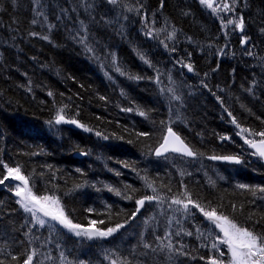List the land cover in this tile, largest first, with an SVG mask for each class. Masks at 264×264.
I'll return each mask as SVG.
<instances>
[{
    "label": "trees",
    "instance_id": "trees-1",
    "mask_svg": "<svg viewBox=\"0 0 264 264\" xmlns=\"http://www.w3.org/2000/svg\"><path fill=\"white\" fill-rule=\"evenodd\" d=\"M218 1L234 10L214 13L200 0H0V179L4 165L19 166L73 223L124 225L106 240L52 219L41 225L9 178L0 185L3 264H23L33 251L32 264H227V247H212L220 230L192 205L172 203L186 202L185 192L264 232V192L250 191L264 188V163L245 143L261 137L232 123L264 131V0ZM240 16L243 31L224 27ZM61 109L85 127L56 124ZM169 126L197 155H156ZM152 195L162 199L132 217L136 200Z\"/></svg>",
    "mask_w": 264,
    "mask_h": 264
},
{
    "label": "snow or ice",
    "instance_id": "snow-or-ice-1",
    "mask_svg": "<svg viewBox=\"0 0 264 264\" xmlns=\"http://www.w3.org/2000/svg\"><path fill=\"white\" fill-rule=\"evenodd\" d=\"M109 2L112 4H116L117 0H109ZM161 3H163V0H161ZM200 3L212 9L214 13H218L219 11L229 12L234 10L233 7L230 6L227 2H224L222 6L218 4L215 7L213 6V0H200ZM234 3L235 0H233V4ZM131 10L132 9H129V11ZM35 22L36 21H33V23ZM222 23L224 24V27H227V25H234L235 28L239 29L240 31H243L244 29L243 16H240L238 19H229L226 21V23L222 19ZM262 31H264V29H262ZM32 35H37V33H32ZM148 35H151V32H149ZM172 35H174V33L169 36V39L172 38ZM43 39L48 40L49 37L45 36L43 37ZM247 39L248 38L245 37L241 40V43H246ZM87 50L89 52L92 51L91 48H88ZM186 67L189 71L193 70L191 64L186 65ZM116 70L120 71L119 68H117ZM130 78L141 79V77L138 76ZM168 91L172 92L173 90L168 89ZM49 95H52V93H49ZM172 98L177 100L179 99V97L175 95H173ZM126 110L131 111L132 109ZM139 114L141 116L147 115V113H145L144 111H140ZM231 115L232 114L229 113V116ZM62 121L71 124H78V126L82 128L85 127L84 125L79 124V122L75 119L65 121L63 109H61L60 112L57 114L56 123H61ZM232 123L236 124L237 128H240V135H243L245 132H248L250 134L261 137V139L258 141L245 138V143L249 144L252 148L256 150L255 152H253V155H258L259 157L264 158V131L253 133L251 129L242 128L237 123L235 117L232 118ZM87 130L91 131V129ZM167 133L168 134L163 138V143L160 145L159 148L155 150L157 156L161 155L163 152H167L169 150L170 144L176 145L172 147V150L175 152L186 154L187 156L197 155V153H195L187 144H185L181 137L173 131L172 127H168ZM97 135H100V133H97ZM139 135L146 136L148 135V133H140ZM105 139H107V137H105ZM220 139H229V137H221ZM210 159L228 161L236 164L242 163L241 158L239 156L234 155H214L210 157ZM4 167L7 169V174L4 175L3 179H0V185L4 184L5 181L9 178L20 181L21 183H18L15 186V195L19 197V200L17 202L20 204V206L25 212L31 213L32 216L38 220L39 224H45V220L40 219L37 216V212H42L44 216L50 217L52 220L57 221L69 231L74 232L76 236L86 237L90 240L94 238H103L111 236L120 228L124 227L123 224H117L115 227H108L102 230L99 228H84L79 224H75L71 219L68 218L62 205H60L58 197L36 195L32 191V188L29 186L28 177L21 174V169L19 166L15 168H10L7 165H4ZM77 187L80 186L77 185ZM147 187L152 188V183H147ZM239 187L249 188V186L246 184H241L239 185ZM113 191H116V194L120 195L119 191L115 189H113ZM153 191H155L154 188ZM250 191H252L253 195H255L256 191L264 192V188H253L250 189ZM184 195L187 197L186 202L185 200H181L179 198H173L172 203L182 205L183 210L186 212L190 211L189 205H192L194 208L199 209V211L203 213L204 217L207 218L210 222H212L215 227L220 230L223 235H218L216 237L217 243H214L212 247L217 250L219 245L221 244L227 247L229 253V259L227 261V264H264V232L257 233L254 229L250 230L248 227H241L233 219H230L228 216L223 215L222 213H218L216 208H212L211 210H205V208L202 207L199 203H196L191 199L189 193L185 192ZM124 198L132 199V196H125ZM161 199L162 198L158 195H152L144 196L143 198L136 200V204L138 205V207L136 209V212L132 213V217H135L137 213L140 212V208L145 204L146 201H160ZM233 209L235 210V205H233ZM89 211L92 210L89 209ZM90 223L96 224L97 221L93 220L90 221ZM100 223H103V221H100ZM125 223H127V221H125ZM190 234L191 233H189V235ZM145 247H150V245H145ZM168 247L171 248V244H169ZM223 255L224 253L220 252V256L223 257ZM34 256L35 252L33 251L27 256L23 264H32ZM13 259L15 260L17 258L13 257ZM0 264H3V262L0 261ZM111 264H118V262L116 260H112ZM125 264H127V262H125ZM210 264H225V261L223 259L210 258Z\"/></svg>",
    "mask_w": 264,
    "mask_h": 264
},
{
    "label": "water",
    "instance_id": "water-1",
    "mask_svg": "<svg viewBox=\"0 0 264 264\" xmlns=\"http://www.w3.org/2000/svg\"><path fill=\"white\" fill-rule=\"evenodd\" d=\"M68 119H66L65 118V121H67ZM65 124L66 126H71V127H75V128H78L79 126H78V124H71V123H67V122H61L60 124ZM258 141V140H257ZM185 143V142H184ZM186 144V143H185ZM188 145V144H187ZM174 146H176V145H172V144H170V146H169V150L167 151V152H163L161 155H164V154H166V153H169V152H173V153H177V154H180V155H183V156H187L186 154H182V153H179V152H175V151H173L172 150V147H174ZM160 147V146H159ZM251 147V146H250ZM251 149L255 152L256 150L254 149V148H252L251 147ZM84 154H76V156H78V157H81V156H83ZM161 155H159V156H161ZM258 156V155H257ZM187 157H192V156H187ZM259 157V156H258ZM260 159H262V161L264 162V158H261V157H259ZM210 159V158H209ZM211 161H214V162H218V163H226V164H236V163H233V162H228V161H222V160H213V159H210ZM145 205V204H144ZM144 205L140 208V212L143 210V208H144ZM139 212V213H140ZM139 213H137V214H139ZM86 228H94V227H86ZM110 236H108V237H103L102 239H107V238H109ZM32 263H33V261H32Z\"/></svg>",
    "mask_w": 264,
    "mask_h": 264
},
{
    "label": "rangeland",
    "instance_id": "rangeland-1",
    "mask_svg": "<svg viewBox=\"0 0 264 264\" xmlns=\"http://www.w3.org/2000/svg\"><path fill=\"white\" fill-rule=\"evenodd\" d=\"M213 2L214 3H217L218 4V0H213ZM214 5V4H213ZM12 180H14V179H12ZM17 184L18 183H20V182H18L17 180H14ZM31 216H32V214L31 213H29ZM37 216L40 218V219H43V220H45V224L49 221V220H51V218L50 217H47V216H44V214L42 213V212H37ZM53 221H55V220H53ZM59 224V223H58ZM59 225H61V224H59Z\"/></svg>",
    "mask_w": 264,
    "mask_h": 264
},
{
    "label": "bare ground",
    "instance_id": "bare-ground-1",
    "mask_svg": "<svg viewBox=\"0 0 264 264\" xmlns=\"http://www.w3.org/2000/svg\"><path fill=\"white\" fill-rule=\"evenodd\" d=\"M66 119H68V120H70L68 117H66V116H64ZM55 122H56V120H55ZM56 124H59V125H64L65 126V124H60V123H56ZM251 149V148H250ZM76 154H84V153H80V152H78V153H76ZM76 154H75V156H76ZM83 156H85V154L83 155ZM83 156H81V157H83ZM76 157H78V156H76ZM81 157H79V158H81ZM185 157H187V156H185ZM189 158H191V157H189ZM241 158V157H240ZM241 160H242V162H243V159L241 158ZM242 163H240V164H237L238 166L239 165H241Z\"/></svg>",
    "mask_w": 264,
    "mask_h": 264
}]
</instances>
